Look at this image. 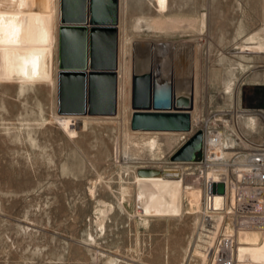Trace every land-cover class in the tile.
Segmentation results:
<instances>
[{
    "label": "rangeland",
    "instance_id": "rangeland-1",
    "mask_svg": "<svg viewBox=\"0 0 264 264\" xmlns=\"http://www.w3.org/2000/svg\"><path fill=\"white\" fill-rule=\"evenodd\" d=\"M161 18L181 22H145ZM58 29L59 0H0V264H230L234 237V264H264L261 227L228 230L224 258L215 255L199 184L196 204L180 214L139 216L134 166H149L152 153L149 135L128 139L132 94L115 119L58 117ZM256 32L264 35V0H120L119 56L131 86L147 43L178 45L169 63L180 78L191 49L194 121L203 102L235 98L247 74L264 81V52L247 48ZM242 90L254 105L264 86ZM160 138L168 166L179 142L169 149Z\"/></svg>",
    "mask_w": 264,
    "mask_h": 264
},
{
    "label": "water",
    "instance_id": "water-1",
    "mask_svg": "<svg viewBox=\"0 0 264 264\" xmlns=\"http://www.w3.org/2000/svg\"><path fill=\"white\" fill-rule=\"evenodd\" d=\"M120 0H60L58 112L115 115L118 101ZM74 85V100H70ZM131 129L188 131L192 97L176 96L171 82L158 90L151 73L132 77ZM197 131L172 156L192 161L202 147ZM140 175L158 171L138 169ZM216 190L224 192V184ZM213 190V185L209 186Z\"/></svg>",
    "mask_w": 264,
    "mask_h": 264
},
{
    "label": "built area",
    "instance_id": "built-area-1",
    "mask_svg": "<svg viewBox=\"0 0 264 264\" xmlns=\"http://www.w3.org/2000/svg\"><path fill=\"white\" fill-rule=\"evenodd\" d=\"M258 80L247 74L236 86L235 98L203 102L190 130L183 131L190 135H183L181 147L197 131L203 134L201 150L196 159L183 161V171L185 178L195 179L202 188L200 213L215 234V255L222 258L228 230L264 228V91L259 103L244 105L242 90L245 84L263 87L264 81ZM218 183L224 184L223 193L209 190ZM218 196L221 202L216 206ZM231 241L230 264H234L237 241L235 237Z\"/></svg>",
    "mask_w": 264,
    "mask_h": 264
},
{
    "label": "bare ground",
    "instance_id": "bare-ground-1",
    "mask_svg": "<svg viewBox=\"0 0 264 264\" xmlns=\"http://www.w3.org/2000/svg\"><path fill=\"white\" fill-rule=\"evenodd\" d=\"M148 26L153 29H173L177 27L181 20L180 19H145ZM191 22V21H190ZM195 22L190 23L193 26ZM59 25H60V0H59ZM178 28V27H177ZM263 34V33H262ZM259 32L252 34V36L247 38V43H252L248 45V49L256 52H264V35ZM255 43V44H253ZM176 44H167L149 42L146 44L145 49L147 51L146 57L141 63L136 64L135 74L151 73L156 80V87L158 90L164 89L167 84L171 82L174 88L176 96L185 95L192 97L195 106V98L193 97V90L195 88V66H193V53L189 52L188 55V70L187 75L183 78L178 77L175 74L174 66L169 63V60L173 61L176 59V54L179 48ZM191 48V47H190ZM172 52H174L172 56ZM175 56V57H174ZM159 58H162L159 60ZM121 52L119 56V65L117 69L118 74V101L117 110L126 109L128 107L127 102L129 101L130 95L132 94L131 86V74L127 68L122 65ZM58 62H59V29H58ZM140 62V61H139ZM123 67V68H122ZM59 71V67H58ZM122 71V72H121ZM133 75V74H132ZM175 80V81H174ZM58 81V72H57ZM58 85V82H57ZM74 85L71 87L70 100H74ZM131 92V93H130ZM122 107V108H121ZM58 108V107H57ZM194 109V107H193ZM193 109L190 111L193 114ZM58 117H79L85 118H96L91 115H79V114H60L57 113ZM116 116L112 115H102L105 119H115ZM98 116V115H97ZM105 116V117H104ZM195 122L192 118L190 119V125ZM191 128V126H190ZM189 131V130H188ZM201 131V130H199ZM135 135H149L145 140L146 150L151 152L152 159L149 162V166L135 165L134 168L137 170V211L139 216L150 217V216H176L180 214L183 209H185V202L188 205H195L197 202L198 195H201L200 189L198 187L199 182L189 184L183 181L185 179L184 167L185 163L183 161L169 160L168 166H164L166 162L161 159V154L163 153V143L161 142V136L165 141L167 148L172 149L174 144L178 140V148L182 145L183 135H190V132L183 131H161V130H131L127 135L128 139H131ZM173 136H178L177 138ZM138 138V137H137ZM138 144V143H136ZM139 149V148H138ZM128 150V149H127ZM177 151V150H176ZM174 151L173 153H175ZM198 155V154H197ZM173 156V155H172ZM197 157V156H196ZM169 158V157H168ZM171 159V158H170ZM196 159V158H195ZM132 160H138L135 163L143 160L139 156L137 158H132ZM145 162V161H144ZM173 164V165H172ZM133 168V169H134ZM149 168L158 171L156 174L152 175H140L138 169ZM214 173V172H213ZM212 185V184H211ZM213 190L216 187L213 186ZM212 190V191H213ZM217 191V190H216ZM217 198H220L219 196ZM220 204L221 200H216ZM146 214V215H142ZM143 220V219H142ZM146 220V219H145Z\"/></svg>",
    "mask_w": 264,
    "mask_h": 264
}]
</instances>
